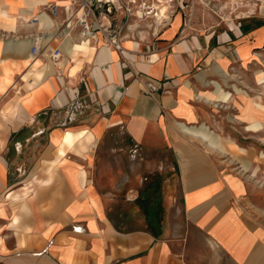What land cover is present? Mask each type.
Listing matches in <instances>:
<instances>
[{
	"label": "crops",
	"instance_id": "1",
	"mask_svg": "<svg viewBox=\"0 0 264 264\" xmlns=\"http://www.w3.org/2000/svg\"><path fill=\"white\" fill-rule=\"evenodd\" d=\"M32 1L0 0V264H264V154L237 138L264 139L257 69L264 4L237 11L236 20L226 13L228 20L205 29L187 23L182 0L170 20L137 31L138 38L126 35L122 52L98 35L68 77L69 52L84 37L75 18L69 31L60 24L78 8L74 0H49L29 15ZM53 3L58 18L49 16ZM42 15L52 28L33 21ZM32 36L42 48H60L66 68L56 67L43 84L33 80L28 93L24 77L32 74L15 40L32 43ZM148 82L160 88L154 97ZM82 89L99 109L78 125L72 106ZM57 114L70 128L55 127ZM109 125L142 149L169 153L167 190L181 216L164 229H121L107 214L89 167ZM86 129L91 143L62 142L66 130Z\"/></svg>",
	"mask_w": 264,
	"mask_h": 264
},
{
	"label": "rangeland",
	"instance_id": "2",
	"mask_svg": "<svg viewBox=\"0 0 264 264\" xmlns=\"http://www.w3.org/2000/svg\"><path fill=\"white\" fill-rule=\"evenodd\" d=\"M48 1L33 0L32 3L36 6H46ZM179 2L181 3L182 0L176 1V5ZM175 3L169 4L170 11ZM183 3L186 7L187 23L210 29L228 20L226 13L232 14L233 19L236 20L241 15V12L236 13L237 11L262 6L264 0H183ZM111 20L116 35L121 39L129 34L132 38H138L137 31H151L149 26H160L154 19L141 21L120 14H116ZM135 24H139L140 27L136 26L139 28L131 32L130 26ZM151 37L150 34L148 39L151 40ZM28 48L18 46L15 50L26 53ZM258 65L257 69L262 74L260 82L264 83V48L260 50ZM63 67L66 68L58 66L59 69ZM53 73L47 74V77ZM24 78L27 90L33 83V78L28 72ZM39 89H36L34 94L38 93ZM27 92L30 93L28 90ZM72 107L78 114V118L73 123L78 125H85L86 118L99 109L98 105L88 100L87 91L83 89L79 100ZM54 117L58 121L55 127L70 128L67 124H61V115L57 114ZM99 130L100 126L95 132L92 131L98 134ZM237 138L242 147L248 145L254 147L260 154H264L263 138L259 140L242 138L240 134ZM168 156L169 153L149 151L135 145L120 126L109 125L104 128L98 143L92 148L89 173L90 180L104 201L107 214L118 227L126 230L148 229L157 232L164 229V225L176 221L181 216L179 200L173 195L170 196L167 190L171 181L170 167L173 166ZM260 209H264V200L260 202Z\"/></svg>",
	"mask_w": 264,
	"mask_h": 264
},
{
	"label": "built area",
	"instance_id": "3",
	"mask_svg": "<svg viewBox=\"0 0 264 264\" xmlns=\"http://www.w3.org/2000/svg\"><path fill=\"white\" fill-rule=\"evenodd\" d=\"M175 3L180 0H165ZM74 5L78 10L64 23L60 24V31L66 32L70 30L71 22L75 18L74 26L80 30V34L84 38L94 40L101 35L104 40L108 41L117 51L122 52V40L116 35V30L111 20L116 14L123 15L126 18H141L148 20L157 12L158 0H74ZM48 13L51 18H58L60 14V6L57 4L48 5ZM144 20V21H145ZM37 23L39 20L35 17L33 20ZM165 23V22H164ZM73 27V26H72ZM71 27V28H72ZM47 54L53 62H58L63 57L60 48L47 50L42 48V38H37L31 48L33 57ZM159 87L154 82H148L146 93L150 97H154Z\"/></svg>",
	"mask_w": 264,
	"mask_h": 264
},
{
	"label": "bare ground",
	"instance_id": "4",
	"mask_svg": "<svg viewBox=\"0 0 264 264\" xmlns=\"http://www.w3.org/2000/svg\"><path fill=\"white\" fill-rule=\"evenodd\" d=\"M158 2L160 4L157 5L158 10L156 12V15H154L152 17H148V18L156 20L157 24L161 25V23L163 24V22L169 20V18H170L169 14L171 13V11L169 9V4H173V2L165 1V0H158ZM37 7L38 6L34 5L31 2L29 4V9L27 11V14L31 15L33 13V11L36 10ZM42 13H45V12H42ZM36 18L38 20L40 19L42 24L44 22H46L47 24H49V26H51V28H52V26H54V22H52V21H54L53 19H51L52 20L51 21L50 19H48L46 16H43V15L39 16V17L36 16ZM139 20L144 21L145 19L139 18ZM38 36H32V43L30 41L31 37H27V38H24L21 40H15V49L18 46L29 47V44L31 43V45H32L35 42L36 38L40 39V37H38ZM53 36H54V33L49 34L47 36V41L49 39H51ZM44 37L45 36L43 35L42 38H43V41L45 43ZM123 39H125V37ZM91 40L92 39L84 38L83 43H79L78 45H76L74 48H72L70 50L69 55L71 58H70V63H69L68 68H67L68 77H75L77 75V73L80 71L83 61H82V59L79 58V55L80 54H86L89 50H95L94 47H92V45H91V43H92ZM45 44H48V43H45ZM31 45H30V48H31ZM50 48H53V46H50ZM25 54H26V60L24 61V67H26V70H30V73L33 76L34 85H36V86L38 84H43L45 82L46 78H48L47 74L55 72V68L59 66V64H58L59 61L53 62L50 59V61L43 62L39 56H38V58L37 57L33 58L32 56H30L28 54V52H26ZM43 55L48 57L47 54H45V53ZM201 134L203 137L204 136L210 137V133L207 131H203ZM74 137L79 138L80 141H85L87 144L91 143L95 139L94 135L91 132H89L87 129L84 131L82 130L81 132L77 133L76 136L73 135L72 130H66L64 132L62 142L70 143L73 141ZM82 175L84 176L85 174L83 173Z\"/></svg>",
	"mask_w": 264,
	"mask_h": 264
}]
</instances>
